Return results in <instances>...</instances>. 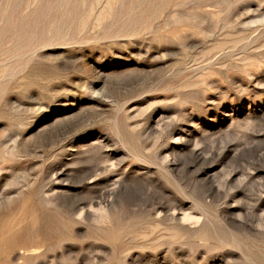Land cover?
<instances>
[{
	"label": "rangeland",
	"instance_id": "obj_1",
	"mask_svg": "<svg viewBox=\"0 0 264 264\" xmlns=\"http://www.w3.org/2000/svg\"><path fill=\"white\" fill-rule=\"evenodd\" d=\"M0 264H264V0H0Z\"/></svg>",
	"mask_w": 264,
	"mask_h": 264
},
{
	"label": "bare ground",
	"instance_id": "obj_2",
	"mask_svg": "<svg viewBox=\"0 0 264 264\" xmlns=\"http://www.w3.org/2000/svg\"><path fill=\"white\" fill-rule=\"evenodd\" d=\"M82 211V210H81ZM262 215V214H261ZM259 219V218H258Z\"/></svg>",
	"mask_w": 264,
	"mask_h": 264
}]
</instances>
